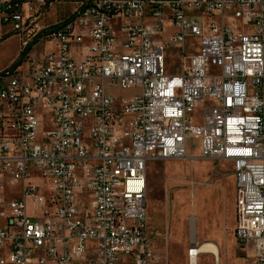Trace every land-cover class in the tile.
Returning a JSON list of instances; mask_svg holds the SVG:
<instances>
[{"label":"built area","instance_id":"obj_1","mask_svg":"<svg viewBox=\"0 0 264 264\" xmlns=\"http://www.w3.org/2000/svg\"><path fill=\"white\" fill-rule=\"evenodd\" d=\"M53 1L0 0V32L34 37ZM67 19L58 49L0 71V264H152L148 167L191 138L233 165L234 236L264 264V0H79Z\"/></svg>","mask_w":264,"mask_h":264},{"label":"rangeland","instance_id":"obj_2","mask_svg":"<svg viewBox=\"0 0 264 264\" xmlns=\"http://www.w3.org/2000/svg\"><path fill=\"white\" fill-rule=\"evenodd\" d=\"M78 3L79 0H54L44 17L38 21L37 27L41 28L46 24L50 26L68 18ZM24 13H29L27 7L24 8ZM229 16L227 14L223 19L225 25H230ZM221 18L219 13H215L211 20L220 21ZM153 20L152 17H148L145 22L152 23ZM209 20L206 19L207 22ZM233 26L242 28V23L236 21ZM175 31L176 27L171 24V19L166 17L164 32L159 33L153 39L165 42ZM34 37L14 32L11 25L4 27L0 32V70L18 61L23 40L28 39L30 42ZM189 43L190 51H194L198 48L199 40L191 39ZM56 49L58 45L54 39L40 38L29 51L28 58L35 61ZM165 54L167 70L170 72L178 70L179 57L174 47L169 46ZM19 64L23 69H27L29 65L28 61L24 60ZM112 92L127 95L131 91L117 88ZM200 142V138L188 140L189 157L153 161L148 167V220L158 233L155 240L157 258L154 264H190L186 253L187 248L197 244L201 239L212 240L220 245L225 264H245L247 248L239 244L236 238L234 239L233 232V165L221 159L198 157ZM20 188L21 183L15 187L17 191ZM203 193L205 195L202 198ZM28 211L32 212L30 203ZM192 214L197 216L194 226L189 218L190 215L191 219L194 218ZM126 261L128 262L129 259ZM199 264H215V258L212 255H202Z\"/></svg>","mask_w":264,"mask_h":264},{"label":"bare ground","instance_id":"obj_3","mask_svg":"<svg viewBox=\"0 0 264 264\" xmlns=\"http://www.w3.org/2000/svg\"><path fill=\"white\" fill-rule=\"evenodd\" d=\"M181 159H184V158H181ZM193 220L194 218L191 219L192 222ZM186 253L189 257L188 259H189L190 264H199L200 256L206 255L208 253L212 254L215 257V260H217L219 264L222 258V249L220 245L217 242L212 241V240H201L197 244L188 246Z\"/></svg>","mask_w":264,"mask_h":264},{"label":"crops","instance_id":"obj_4","mask_svg":"<svg viewBox=\"0 0 264 264\" xmlns=\"http://www.w3.org/2000/svg\"><path fill=\"white\" fill-rule=\"evenodd\" d=\"M121 21H125V19H119V21H117V19H112L111 21H110V25H111V27L113 28V29H115V31H117V34H119V25H120V22ZM55 22H57V20L55 21ZM172 24V23H171ZM46 26H48V24H46L45 26H42L40 29H42L43 27H46ZM172 35V34H171ZM170 35V36H171ZM170 36L168 37V39L170 38ZM174 51L176 52L177 50L174 48ZM198 51V48L197 49H195L194 51H193V53H196ZM176 54H177V52H176ZM178 55V54H177ZM189 56H190V54H189ZM179 57V56H178ZM11 65V63L10 64H8L6 67H4V68H2V70H4V69H6V68H8L9 66ZM1 71V70H0ZM168 72L169 73H172V74H176V73H178L179 72V68H178V70H176V71H173V72H170L169 70H168ZM232 179L234 180L233 182V184H234V200H233V205H232V207H233V216H234V225H233V232H234V230H235V183H236V177H235V174H234V176H232ZM202 195V198H203V196L205 195V193H203V194H201ZM147 212H148V209H147ZM192 216H194V220H193V226H194V222L196 221V215L195 214H192ZM189 218H190V221H191V215L189 216ZM174 221H175V216H174V219H173V226H174ZM222 223H223V219H222ZM149 224H150V222H149ZM150 226L153 228V230L154 231H156V228L152 225V224H150ZM194 235H195V230H194ZM234 239H235V236H234ZM202 240V239H201ZM236 240V239H235ZM154 247H155V243H154ZM206 255H212V254H206ZM155 256H156V258H157V255H156V250H155ZM213 256V255H212ZM214 257V256H213ZM215 258V257H214ZM156 260V259H155ZM152 264H154V262L152 263ZM215 264H219L218 263V261L217 260H215ZM220 264H225V258L224 257H222L221 258V261H220Z\"/></svg>","mask_w":264,"mask_h":264},{"label":"trees","instance_id":"obj_5","mask_svg":"<svg viewBox=\"0 0 264 264\" xmlns=\"http://www.w3.org/2000/svg\"><path fill=\"white\" fill-rule=\"evenodd\" d=\"M67 20H68L67 18L64 20H60V22H58L56 24H52V25L48 26L46 29H44L41 32H39L38 34H36L34 39L32 41L28 42L26 47L21 50L18 61H15L12 65L9 66V68L16 67L17 65H19V63L26 58L27 54L32 49L33 45H35L39 41L40 38H43V37L46 38L52 30L59 27L60 24L64 23Z\"/></svg>","mask_w":264,"mask_h":264}]
</instances>
